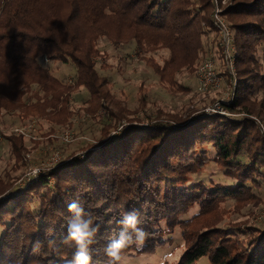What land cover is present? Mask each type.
Wrapping results in <instances>:
<instances>
[{
    "label": "trees",
    "instance_id": "1",
    "mask_svg": "<svg viewBox=\"0 0 264 264\" xmlns=\"http://www.w3.org/2000/svg\"><path fill=\"white\" fill-rule=\"evenodd\" d=\"M225 1L0 0V121L23 126L37 118L51 128L41 137L55 142V129L72 123L71 97L82 87L96 113L110 97L104 87L113 85L96 69L100 37L115 47L134 43L136 54L168 51L163 66L152 65L160 84L166 92L190 90L176 76L185 69L194 79L211 55L221 60L213 15ZM220 16L237 51L235 95L225 106L229 116L198 112L162 119L161 113L150 126H124L115 135L112 129L124 118L110 111L113 120L103 121L102 136L84 158L61 161L20 188L13 185L16 177L8 185L0 175V197L7 193L0 198V264H69L75 247L64 240L73 200L99 225L91 264H109L105 246L117 237L123 214L133 211L147 237L123 255L153 253L179 227L185 249L176 264H198L204 257L209 264H264V225L248 232L239 225L221 228L220 216L202 220L224 212L220 205L262 202L264 195V131L250 117L231 116L255 115L252 100L264 89V0H227ZM111 22H118L116 34L108 31ZM43 58L73 62L72 83L56 77ZM219 70L231 89L223 64ZM2 134L18 169L32 148L22 135ZM212 162L227 182H192L189 177ZM10 188L19 190L11 195ZM195 206L196 216L180 220Z\"/></svg>",
    "mask_w": 264,
    "mask_h": 264
},
{
    "label": "rangeland",
    "instance_id": "2",
    "mask_svg": "<svg viewBox=\"0 0 264 264\" xmlns=\"http://www.w3.org/2000/svg\"><path fill=\"white\" fill-rule=\"evenodd\" d=\"M225 2L222 5L223 7ZM222 6L217 5V8L222 11ZM108 29L110 34H116L118 32V22L109 23ZM97 47L100 53L95 58L98 63L96 69L102 76L111 78L113 85L104 87V91L109 93L110 97L101 100V107L97 108L96 113L91 112V104L87 102L89 93L82 87L76 90L75 93L73 92L71 97L72 123L69 126L55 129L54 136H52L55 142H48L47 139L41 137L44 133H48L51 128L44 121L37 118L29 119L23 126L18 125L17 120L10 118H6L5 123L0 121V137L2 138L0 143V175L7 180L8 185L13 182L12 177L14 176L16 177L13 182L14 187H23L24 183L32 178L34 170L41 169L39 172L41 174L55 167L61 161L71 159V157L79 155L84 158L89 147L95 145V142H98V139L102 136L103 121L113 120L109 117L110 111L124 118L121 123L115 124L116 127L111 131V134L118 135L124 126H150L151 121L161 113L162 119L181 117L182 119H188L198 112H203V109L213 104L214 101L227 98L229 95L230 86L226 82L221 91L199 93L192 90L194 89V79L188 77V71L185 69L180 71L176 76V80L190 90L183 91L175 88L171 92H166L164 86L159 82V76L154 73L152 67L154 64L164 65L165 59L169 57V52L166 50H143L140 54H136L134 43L120 44V46L115 47L108 37H100L97 41ZM43 59L42 63L47 65L56 77L66 79L68 83H72L73 77L76 75V66L73 62L68 64H63L61 61L50 63L48 59ZM105 66L107 67L104 69ZM0 89L4 88L0 86ZM252 103L253 108L251 110L255 115L249 116L247 112L240 111L231 116L236 119L250 117L264 131V89L263 92L253 98ZM32 120L37 122L36 135L41 137L40 144L34 147L33 143L39 140L30 141L27 138L25 139L26 144L32 149L25 154L21 167L19 166L17 169L15 157L9 153L4 144L2 133L18 136L19 134L15 130L28 127ZM64 132L72 136L70 142H64L60 139ZM208 156L212 157L214 154L209 152ZM55 158H58L56 163L54 162ZM209 165L202 172L189 177L191 180L193 179L192 182L204 181L209 184L211 181L216 183L220 181L226 183L227 180L221 175L216 164L212 162ZM6 173L10 175L8 179ZM19 188L15 191L10 188L8 194H17L16 191ZM4 196H7V193L0 198ZM262 197V202H250L248 205L228 204L224 207L220 205V210H225L224 212L209 213L202 220L220 216V219H222V222H220L221 228H227L228 225L232 227L239 225L242 230L249 232L248 227L251 229L264 225V195ZM191 210V214L189 215L188 212L186 215L187 218L196 216L200 211V207L195 206ZM226 213L228 214L226 215ZM182 235V230L177 227L172 234H167L164 243L158 246L153 253L130 251L124 254L126 264H176L185 249V240ZM197 263L209 264V261L204 257Z\"/></svg>",
    "mask_w": 264,
    "mask_h": 264
},
{
    "label": "clouds",
    "instance_id": "3",
    "mask_svg": "<svg viewBox=\"0 0 264 264\" xmlns=\"http://www.w3.org/2000/svg\"><path fill=\"white\" fill-rule=\"evenodd\" d=\"M67 207L71 215L67 221V235L64 242L75 247L69 264H91L90 246L96 242L95 237L99 225H93L91 214L85 211L79 201L73 200L68 203ZM186 218L187 216L180 217V219ZM119 224L121 228L117 237L111 240L104 249L105 255L109 257V264H126L123 250L132 243L142 245L147 237V233L138 227L140 220L135 211L124 213Z\"/></svg>",
    "mask_w": 264,
    "mask_h": 264
},
{
    "label": "built area",
    "instance_id": "4",
    "mask_svg": "<svg viewBox=\"0 0 264 264\" xmlns=\"http://www.w3.org/2000/svg\"><path fill=\"white\" fill-rule=\"evenodd\" d=\"M221 11L216 7L214 12V23L220 31V54L221 60L211 55L209 58L204 60L198 67L197 73L194 78V89L199 93H207L209 91H221L224 87V77L221 75L219 67L223 64L224 69L230 75V81L232 83V88L229 89V95L227 98L216 100L213 104L203 109L205 115H226L229 116L225 106L233 102L235 95V88L237 82V51L234 45L233 34L228 29L226 22L220 16ZM37 122L33 120L23 129H16L19 135H22L25 139L37 141L40 138L36 135ZM65 133V132H64ZM62 134L61 139L64 142H70L72 136L69 133ZM2 138L0 137V143ZM54 162H58V158L54 159ZM40 170H34L32 173V178L37 177L40 173ZM30 180V179H29ZM28 180V181H29Z\"/></svg>",
    "mask_w": 264,
    "mask_h": 264
}]
</instances>
